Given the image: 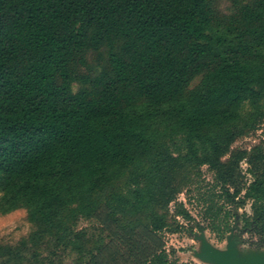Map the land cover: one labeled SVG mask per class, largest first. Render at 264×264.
Wrapping results in <instances>:
<instances>
[{
	"label": "trees",
	"instance_id": "16d2710c",
	"mask_svg": "<svg viewBox=\"0 0 264 264\" xmlns=\"http://www.w3.org/2000/svg\"><path fill=\"white\" fill-rule=\"evenodd\" d=\"M261 124L264 0H0V214L26 210L48 264H197L161 240L194 220L183 190L220 239L249 202L263 248L264 139L231 149Z\"/></svg>",
	"mask_w": 264,
	"mask_h": 264
},
{
	"label": "rangeland",
	"instance_id": "374dc122",
	"mask_svg": "<svg viewBox=\"0 0 264 264\" xmlns=\"http://www.w3.org/2000/svg\"><path fill=\"white\" fill-rule=\"evenodd\" d=\"M262 125L236 138L231 144V149L240 150L243 153L249 152L254 145L264 139ZM229 156L230 154L228 153L222 159L225 160ZM240 165L247 179L250 180L251 175L248 173V164L245 157L240 160ZM201 173V185L207 188L214 180V173L207 165L201 167ZM176 197L175 201L183 202L190 210L194 220L178 218L180 224L178 230L171 231L165 229L161 233L163 246L171 259H178L180 261L193 260L197 264H209L197 255L201 249L199 236L203 234L211 245L219 249H225L231 230L226 232L220 239L216 233L211 232L207 228L206 221L201 217L202 207L197 202V198L193 192L188 195L183 190ZM174 204L175 202L173 201L169 205L171 211L174 210ZM232 212L234 213L233 225L236 226L233 235L239 240L237 244L239 255L246 256L252 253L264 252V247L259 249L250 245L252 238L249 233L244 235L240 233L242 214L243 212H250V203L247 202L242 208L233 205ZM96 226L98 228L95 222L82 217L76 223L77 229L87 228L88 231H94L93 227ZM31 228L32 224L27 219V213L24 208H19L6 214H0V245H10L16 248L15 256L11 258H9L7 253H3L0 256V264H48L49 259L53 258L51 253L54 250V244L48 241L37 247L31 245L26 240ZM57 251V256L65 257V254L62 253L60 248H57ZM66 261L70 262L71 260L70 258H66Z\"/></svg>",
	"mask_w": 264,
	"mask_h": 264
},
{
	"label": "water",
	"instance_id": "95a60500",
	"mask_svg": "<svg viewBox=\"0 0 264 264\" xmlns=\"http://www.w3.org/2000/svg\"><path fill=\"white\" fill-rule=\"evenodd\" d=\"M235 225L232 226L225 249L211 245L203 234L199 236L201 249L197 253L204 262L209 264H264V252L252 253L246 256L239 255L238 238L233 235Z\"/></svg>",
	"mask_w": 264,
	"mask_h": 264
}]
</instances>
